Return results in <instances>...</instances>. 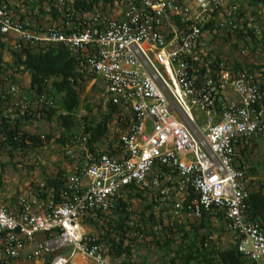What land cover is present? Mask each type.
I'll return each instance as SVG.
<instances>
[{"label": "built area", "instance_id": "built-area-1", "mask_svg": "<svg viewBox=\"0 0 264 264\" xmlns=\"http://www.w3.org/2000/svg\"><path fill=\"white\" fill-rule=\"evenodd\" d=\"M123 3L121 17L93 20L69 6L64 11V0H56L62 24L44 28L33 17L18 18L11 3H0V34L14 33V47L21 42L67 47L85 73L102 80L108 102L125 124L114 140L108 137L101 149L108 152L96 156L86 146L90 135L82 132L78 143L86 155L66 177L60 201L21 195L9 206L0 199V261L74 264L78 253L91 264H123L108 254L106 244L91 243L95 235L87 222L116 210L138 188L153 212L171 220L223 223L235 235L238 252L264 264V229L248 218L253 183L237 159L242 146L264 134L261 74L220 63L213 76L209 68L201 73L192 64L206 47L203 34H210L202 27L214 20L219 30L232 32L238 27L236 7L229 0H193V6L175 0ZM227 89L235 98L225 101ZM5 91L10 113L28 110L18 85ZM39 100L43 107L53 106L44 94ZM140 202L132 200V209ZM37 235L42 239L25 251ZM134 236L142 238L138 232ZM62 249L70 252L60 255Z\"/></svg>", "mask_w": 264, "mask_h": 264}, {"label": "trees", "instance_id": "trees-1", "mask_svg": "<svg viewBox=\"0 0 264 264\" xmlns=\"http://www.w3.org/2000/svg\"><path fill=\"white\" fill-rule=\"evenodd\" d=\"M115 1L64 0L65 4L61 9L65 11L69 6L75 14L83 17L93 14L100 4L112 6ZM259 1L256 0V2ZM2 2L10 3L8 0H0V3ZM54 3L56 0H47L48 10L44 14L57 20L63 16ZM38 4L40 6V1ZM33 13L34 10L29 16L36 20L38 15ZM40 13H42L41 9ZM242 17L246 19L245 14L237 10L235 18L238 27L232 32L222 30L224 33L219 34L214 20L206 23L202 31H207L216 39L228 40L234 37L230 45L232 49L250 47L252 43L257 45L255 28L249 27L247 20L242 21ZM175 22L180 29L184 27L178 18ZM2 36L0 34V155L5 151L13 157L15 152L37 149L53 139L63 148L67 145L69 147L78 146V138L73 132L77 122L83 123V132L90 135L86 144L90 154L96 156L97 151L108 152V149L101 150L99 145L108 132L110 119L116 110L111 104H107L108 113L99 114L97 117L93 115L91 104L86 103L83 106V114L80 117L75 115L81 106V93L86 83L95 78L94 75L85 73L79 67L80 60L77 55L72 54L60 43L32 45L21 42L18 47L8 48L9 60H6L2 55L5 48L1 40ZM220 63L232 66L234 69H242L238 61H227L213 51L205 54L201 52L200 60L192 64L199 67L201 73L209 68L214 76ZM23 75L29 77V83L25 89L30 106L22 114L18 112L13 114L8 111L9 95L6 94L5 89L11 84L24 89L21 85ZM42 94L53 101V106L46 108L41 105L39 99ZM56 95H60L59 100H55ZM59 110L64 111L65 114H58ZM38 114L48 121L55 119L61 133L55 136L52 133L41 135L27 131L24 125L27 121L36 119ZM94 118L100 119L96 121ZM261 136L252 139L250 144L242 146L237 159L239 168L245 170L253 183L250 185L251 189L249 188L248 218L252 223L259 224L264 229V184L257 188L254 187L256 173L246 157V153L252 146H257V141ZM63 152L64 156L68 157L65 151ZM65 176L64 171H58L53 177H45L39 193L42 200L52 196L56 201H60L59 192L65 188ZM132 200L141 201L136 210L131 207ZM151 206L152 204L142 190L135 188L134 193L129 192L125 200L118 202L116 210L107 214H99L97 219L87 222L95 235L91 236L93 237L91 243L106 244L108 254L112 258H121L123 264H150L144 261L139 262L134 258V249L140 246H151L164 253L167 260H161L158 264H166L165 262L169 264H256L238 252L235 235L232 243L225 249H221L211 237L212 227L209 220L202 219L194 223L171 220L163 216L162 212H153ZM129 221L132 225L128 223ZM135 232L142 234V238L134 236Z\"/></svg>", "mask_w": 264, "mask_h": 264}, {"label": "crops", "instance_id": "crops-1", "mask_svg": "<svg viewBox=\"0 0 264 264\" xmlns=\"http://www.w3.org/2000/svg\"><path fill=\"white\" fill-rule=\"evenodd\" d=\"M8 1H10V3L14 6L17 17L20 19L26 18V17L31 18V16H29V14L31 13L32 10H34L33 14L38 15L36 20L40 24V28H44L48 25L61 26V24H62V20H60V19L53 20L49 16L44 14V12H47V10H48L47 0H8ZM39 1H40V6L38 4ZM175 1H177L181 4H188V5L193 6V0H175ZM229 1L232 5H234L236 7L237 10L240 9V12L241 13L243 12L245 14V16L246 15L248 17L250 15L253 16V17H251V19H254L252 21H255V23L254 22L253 23L248 22V26L255 28V32L257 35V39H256L257 45H254V43H252L250 45V47H244V48L250 49L252 51V53H255L261 49L264 51V0H260L259 2H256V0H229ZM123 2H124V0H116L112 6L100 4V6L103 8V9L100 8L103 10V13H100L97 15L89 14V15H87V17L94 20V19H97V17H99V16H108V12H104V11H107L106 10L107 7L110 10H113L114 14H116L115 16H112V17H121V15H122L121 12L125 8V5ZM40 9L42 10V13H40ZM245 20H247V18ZM15 39H16V35L14 33H9L7 35L2 36L1 40L5 44V48L2 51L3 56H4V53L8 50V48L14 47ZM252 48H254V49L252 50ZM0 53H1V51H0ZM246 53L249 54L250 52L247 50ZM240 65H241V68L244 70L251 71V69H253L252 71L261 74V76H259L257 78V81L259 83V87L261 89H263L264 88V66L261 67L259 65H256L255 63L253 64L252 62L245 63L243 65L240 64ZM21 79H23V81L21 82L22 87L26 88L28 83H29L28 75L21 76ZM95 79H97V81H99L101 84V89H102L101 91L104 95V101L102 102L103 107H101V106L95 107L94 105L92 106L93 115H95L96 113L97 114L108 113L107 104H110V103L107 100V96H106L105 89H104V84L99 77H96ZM23 83L25 85H23ZM23 94L27 95V92L26 93L23 92ZM222 98L226 101V100H230V99L235 98V95L230 91V89H227L224 92ZM89 103H91V102H89ZM79 109H80L79 112H76V114H75L77 117L78 116L80 117L82 115L81 106ZM82 109H83V105H82ZM115 110H116L115 114H113L112 118L110 119L109 126H108V132L106 134V137L102 140L101 144L99 145L100 149H102L106 146V142H107L108 137H110V138L112 137L114 140L115 138L113 136L114 135L116 136V134L118 133V130L125 127L124 122H122L119 119V118H122L123 116L120 114V112L117 109H115ZM59 113H60V110L58 111V114ZM95 116L98 117V115H95ZM38 119L46 120V119H43L40 115H37L36 119L31 120V121L29 120L30 122L27 121L26 124L24 125V128L28 131V128L30 129L36 125ZM77 119H79V118H77ZM94 119L97 121L100 118H94ZM48 122H49V124L54 122L56 129H54V131H52L50 133H52L55 136H58L61 133V129L57 125L56 120L52 119V121H48ZM82 127H83V123L77 122V125L73 129V132L77 138H80L82 135V132H83ZM31 133H33V132H31ZM49 144L54 145L56 147V149H58L60 154L58 153L57 155H59L60 158H62L63 160L60 159L58 161V165H56V170L52 171L46 177H53L55 174H57L58 171H64V173L66 175L65 177H67L68 175L74 173V169L78 165L80 158H82V159L85 158L84 156L86 155V152L82 150L80 144L78 146H73V147H69L67 145L66 148H63V147L59 146L58 144H56L54 139L49 143H44V145L40 146L37 149L46 148ZM34 150H36V149H34ZM29 151H33V150H29ZM63 151H65V153H67V151L72 152V154L74 155L75 158L73 159L70 157H65ZM88 151H89V149H88ZM27 170H28V166L26 164H22V166L20 165L19 172L17 175H15V178L11 179L12 180V181H10L11 183L8 182L9 180H7V179H2V176H1L0 199L4 203L8 204L9 206L13 205L16 202L17 198L21 195L26 196L29 199L31 196L35 197L36 194H39L38 188L40 187L41 183H43L45 177L44 178L40 177L36 170H34L32 173L27 174L26 173ZM9 184H11V185L9 186ZM33 209L37 210L38 206L37 205L33 206ZM88 230H90V229L88 228ZM40 239H42V236L37 235L35 237L34 241L26 247L25 251H28L29 247L32 248L34 243ZM69 250L68 249H62L61 251H59V254L60 255H62V254L66 255L70 252ZM56 254H57V252H56ZM43 261H44V258L37 259L34 261L33 264H42ZM71 262L74 264H91L90 260L85 259L84 257H82L78 253H75L73 255ZM0 264H2L1 261H0ZM12 264H14V263H12Z\"/></svg>", "mask_w": 264, "mask_h": 264}, {"label": "rangeland", "instance_id": "rangeland-1", "mask_svg": "<svg viewBox=\"0 0 264 264\" xmlns=\"http://www.w3.org/2000/svg\"><path fill=\"white\" fill-rule=\"evenodd\" d=\"M100 5L94 11V15L103 13V8ZM108 12V17L115 16L113 10H110L108 7L106 8ZM240 10V9H238ZM247 18V22L255 23L251 19L253 16H245ZM242 21H245L244 17H242ZM224 31L219 30V34H223ZM202 38L206 43L205 49H203L204 54L210 53L213 51L220 55L222 59H226L227 61H238L240 64H245L252 62L259 66H264V51L261 49L255 53H252L250 49H247L250 53H242V49H232L231 44L234 39L232 37L228 40H222L219 38H213L211 34L204 33ZM8 51V50H7ZM4 53V58L9 60L8 52ZM24 78V77H23ZM25 79V78H24ZM23 79H21V82ZM23 85H25L23 83ZM20 88V87H19ZM101 84L97 79L93 78L88 81L84 87L83 92L81 93V113L83 114L82 105L84 106L86 103L88 104L91 102V106H101L103 107L102 102L104 101V95L101 91ZM21 93H26V89L20 88ZM23 91V92H22ZM60 95L55 96V100H59ZM93 103V104H92ZM80 109L77 110L79 112ZM80 114V113H79ZM39 115V114H38ZM99 115V114H95ZM49 125V126H48ZM51 126V127H50ZM56 129L54 122L50 123L47 120L38 119L35 126L32 128H28V131L34 132L37 134H47ZM78 133V132H77ZM60 152L56 147L52 144H49L46 148L36 149L33 151H26V152H15L13 157H10L7 152H1L0 155V174L2 179L9 180L8 182L12 181V178H15V175L19 172V167L22 164H26L28 166L27 174L32 173L34 170L37 171L38 175L42 178L48 176L52 171L56 170V165H58V161L60 158ZM247 160L250 166L254 167L255 171V182L254 187L257 188L258 186L264 184V134L259 138L257 141V146H252V148L246 153ZM3 163V166L1 164ZM61 164V163H60ZM7 182V183H8ZM11 183V182H10ZM11 184H9L10 186ZM137 204L133 203V207L135 208ZM88 226V225H87ZM210 226L212 227V238L214 239L215 243L221 248L225 249L229 244L233 241V232L228 231L224 228V224L221 222H216L215 220L210 221ZM91 231L90 226H88ZM134 258L139 262H146L150 264H158L161 260L166 261L167 257H164V253L161 251L151 247V246H140L134 249ZM166 264H169L165 262ZM262 264V263H260Z\"/></svg>", "mask_w": 264, "mask_h": 264}, {"label": "bare ground", "instance_id": "bare-ground-1", "mask_svg": "<svg viewBox=\"0 0 264 264\" xmlns=\"http://www.w3.org/2000/svg\"><path fill=\"white\" fill-rule=\"evenodd\" d=\"M96 78V77H95ZM41 184H43V183H41ZM43 186V185H42ZM38 189H40V187L38 188Z\"/></svg>", "mask_w": 264, "mask_h": 264}]
</instances>
